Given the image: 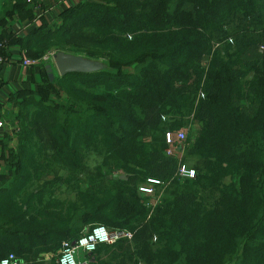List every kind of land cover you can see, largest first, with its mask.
<instances>
[{
	"label": "trees",
	"instance_id": "16d2710c",
	"mask_svg": "<svg viewBox=\"0 0 264 264\" xmlns=\"http://www.w3.org/2000/svg\"><path fill=\"white\" fill-rule=\"evenodd\" d=\"M0 3L8 12L29 5ZM27 38L29 59L55 49L107 69L55 73L53 82L47 74L18 104L17 144L5 140L0 172V261L13 253L41 264L51 239L61 246L104 225L133 239L100 245L89 264H264V0L85 1ZM79 39L87 45L77 47ZM253 49L261 56L248 58ZM46 91L51 101L41 98ZM186 118L203 126L190 144L204 161L198 190L157 202L137 182L170 185L185 159L148 139L180 132ZM92 157L99 176H89L98 180L83 196L45 203L51 183L32 189L47 170L72 180ZM116 170L126 179L108 178Z\"/></svg>",
	"mask_w": 264,
	"mask_h": 264
},
{
	"label": "crops",
	"instance_id": "0c3cea01",
	"mask_svg": "<svg viewBox=\"0 0 264 264\" xmlns=\"http://www.w3.org/2000/svg\"><path fill=\"white\" fill-rule=\"evenodd\" d=\"M85 1L94 0H38L20 7V11L0 10L1 38L7 44L6 61L0 64V172L6 163L5 140H10V148L17 144L12 123L18 104L26 94L38 92L47 83V65L24 67L23 59L29 57L23 44L35 29L57 23L64 13Z\"/></svg>",
	"mask_w": 264,
	"mask_h": 264
},
{
	"label": "rangeland",
	"instance_id": "374dc122",
	"mask_svg": "<svg viewBox=\"0 0 264 264\" xmlns=\"http://www.w3.org/2000/svg\"><path fill=\"white\" fill-rule=\"evenodd\" d=\"M35 1L36 0H25V3L32 4ZM54 1H58V0H54ZM0 8L1 9L3 8L2 3H0ZM21 8H19L18 11H20ZM73 41L74 40L72 38L69 41V44H71ZM75 45L77 47H83L87 45V42H84L82 39H79L78 42L75 43ZM50 51H55V49H52ZM50 51H47L46 54ZM259 53H260L259 51L253 49L251 52H249L248 58L250 59L257 58L261 56ZM50 95L51 94H49V92L46 91V93L43 92L41 94V98L45 99L44 101H51V99H49ZM58 101L59 100L55 97L53 102H58ZM186 120L187 121H185V126L181 129V131H184L186 133V140L184 142L177 141L176 139L177 132L173 134L174 141L170 145L164 141V138H165L164 136L166 134L165 132L155 134L154 137L149 138L148 141H150V145L153 148L164 149V151H166L167 154L170 156L175 155L178 158L185 159L184 166L186 170L193 171L194 175L196 176V173L198 172V170L204 165V161L200 158H196L193 156L195 154V150L192 148L190 144L191 143L193 144L195 142V139L200 136L203 126L199 122H189L188 118H186ZM38 129L39 128H36L35 130H38ZM15 138H16V135H15ZM15 141H17V139H15ZM99 163H100V160L97 159L96 157H92L89 160L88 166H87V161L82 162L80 165H78L79 168H76V170L74 171L75 174L72 180H70L69 172L67 171L68 172L67 173L66 170H62V171L55 170L51 174H48L49 170H47L46 172H44V175L41 178L40 186H37L38 184H36L32 189L37 188L41 190V189H44V187L47 184L51 183L52 190H48L46 195H44L45 203L52 195H54L53 198L55 199L74 200L76 198L83 196L88 191H90V182L98 180V179H90L89 176L91 177L99 176L97 172L93 171L94 167L98 165ZM77 169H82V170H77ZM56 176L63 177V179H59L58 181H55L54 179L56 178ZM115 176L125 177V174L122 170H116L108 178L112 179ZM193 179H195V177H181V179L175 180L172 184L167 185L165 187H163V185H158L156 187L149 186V183H147L146 181L137 182V183L140 188L142 187L153 188L154 190L153 196L156 197L157 202H158L162 197H164L166 193L171 194V191L173 193L180 192L182 190L197 192L198 190L197 183ZM135 182L136 180H133L131 183H135ZM32 189L31 191H33ZM51 191L52 193L50 194ZM51 208H46V209L47 211H51L52 210ZM85 221H86L87 227L92 226V224L89 223L87 219ZM53 240L54 239H51V244H49L48 246L47 245L44 246L45 252L42 253L41 255V260H40L41 264H50L51 260L57 262L61 246L60 244H58V242H53ZM64 240H67V239H64ZM53 248L55 250H53ZM49 249H51V251L53 252L52 256L46 253Z\"/></svg>",
	"mask_w": 264,
	"mask_h": 264
},
{
	"label": "built area",
	"instance_id": "2783aa9c",
	"mask_svg": "<svg viewBox=\"0 0 264 264\" xmlns=\"http://www.w3.org/2000/svg\"><path fill=\"white\" fill-rule=\"evenodd\" d=\"M259 50L264 52V41L260 45ZM7 44L1 38L0 31V64L6 61ZM55 51H50L42 58L32 60L29 58L23 59L24 67L33 66L37 64L49 65L53 63ZM178 142L186 140V133L180 131L176 135ZM174 136L171 133H166V143L172 144ZM170 154V153H169ZM181 177H194L193 171H187L185 166L181 167ZM150 184H158L156 181H148ZM140 192L145 196H153V188L142 187ZM133 234L128 230H110L104 225H96L85 230V232L76 240H66L62 242L57 264H89L90 256L98 249L100 245H114L119 241H131ZM0 264H23L19 258L11 253L1 259Z\"/></svg>",
	"mask_w": 264,
	"mask_h": 264
},
{
	"label": "water",
	"instance_id": "95a60500",
	"mask_svg": "<svg viewBox=\"0 0 264 264\" xmlns=\"http://www.w3.org/2000/svg\"><path fill=\"white\" fill-rule=\"evenodd\" d=\"M107 66L102 61L91 60L65 52H57L53 63L46 66V71L51 82L54 81L55 72L64 77L69 74H93L105 71ZM126 179V177H120Z\"/></svg>",
	"mask_w": 264,
	"mask_h": 264
}]
</instances>
